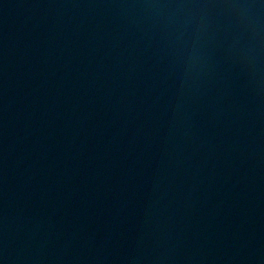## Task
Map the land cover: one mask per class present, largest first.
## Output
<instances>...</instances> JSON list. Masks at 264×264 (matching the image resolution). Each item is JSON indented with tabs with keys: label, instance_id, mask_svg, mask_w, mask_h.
<instances>
[{
	"label": "water",
	"instance_id": "1",
	"mask_svg": "<svg viewBox=\"0 0 264 264\" xmlns=\"http://www.w3.org/2000/svg\"><path fill=\"white\" fill-rule=\"evenodd\" d=\"M0 264H264V0H0Z\"/></svg>",
	"mask_w": 264,
	"mask_h": 264
}]
</instances>
